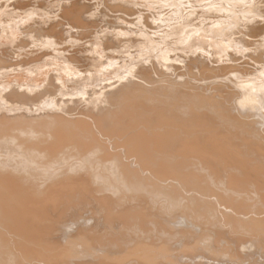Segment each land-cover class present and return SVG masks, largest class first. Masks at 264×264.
I'll list each match as a JSON object with an SVG mask.
<instances>
[{
  "label": "bare ground",
  "instance_id": "obj_1",
  "mask_svg": "<svg viewBox=\"0 0 264 264\" xmlns=\"http://www.w3.org/2000/svg\"><path fill=\"white\" fill-rule=\"evenodd\" d=\"M15 1L0 264H264V0Z\"/></svg>",
  "mask_w": 264,
  "mask_h": 264
},
{
  "label": "rangeland",
  "instance_id": "obj_2",
  "mask_svg": "<svg viewBox=\"0 0 264 264\" xmlns=\"http://www.w3.org/2000/svg\"><path fill=\"white\" fill-rule=\"evenodd\" d=\"M3 1H6V0H0V2H1V3H0V9H1V10H5V9H6V6H4L5 3L8 4V5H10V6H9L10 8L8 7L7 9H9V10L12 9L13 6H11V5L14 4V2H13L14 0H7V2H3ZM8 1H9V3H8ZM16 1H17V0H16ZM16 1H15V2H16ZM18 1H19V0H18ZM20 1H23V2H29L28 5H30V8H32V6L38 4L39 2H45V0H41V1H40V0H37V1H36V0H35L36 2H35V1L33 2V0H28V1H27V0H20ZM30 1H32L31 4H30ZM38 1H39V2H38ZM47 1H48V2H51V1H53V0H47ZM47 1H46V3H47ZM81 1H82L83 3H85L86 1H87V2L89 1L87 4H89V3L91 4V3L93 2V3H92V6H94V8L97 9V10L99 9L98 11H99L100 15L96 16V17L93 18V19H94V20L96 19V20H97V21H96L97 24H98V25L100 24L102 27H103V26L105 27L107 24H109V23L111 22V16H114V17L116 18V16H117V17H121V16H125V15H126V14H124L123 11H119V9H116V7H114V8H113V6L110 7L109 5L111 4V2L107 3V0H98V1L96 0L97 3L95 2V0H93V1H92V0H86V1H85V0H81ZM90 1H92V2H90ZM141 1H143V2H142L143 4H142L140 7L143 6L144 9H143V8H140V9H138V10H137V8L134 9L135 11H136V10L139 11V15H140L141 13H142V14L146 13V14H144V15H147V14L149 15V14H151V12H152V14H154L155 16H157V14H155V13H158V11H159V9H160L161 7H162L163 10H164V7H165V10L163 11L162 9H160V11H161L160 13H162V14H163L164 12H165L166 14L168 13L167 10H169V7H167V6L169 5V3H168V5H166L167 3H164V2H167V1H165V0H163V1H164L163 3H162V1L159 2L160 0H155V1H156L155 3H153V2H152V3H149V2L147 3L146 0H141ZM144 1H145L146 3H144ZM150 1H154V0H150ZM10 2H11V4H10ZM55 2H58V1L55 0ZM139 2H140V1H139ZM106 3H107L108 5H107ZM160 3H162L163 5L160 4ZM182 3H183V2H182ZM6 4H5V5H6ZM33 4H34V5H33ZM95 4H97V6H96ZM98 4H100V5H98ZM139 4H140V3H139ZM145 4H147V5H145ZM151 4H152V6H154V7H152ZM158 4L161 5V6H159ZM103 5L105 6V9H107V10L102 9V8H104ZM144 5H145V6H144ZM149 5H150V6H149ZM155 5H156V6H155ZM183 5H184V6H182V7H185V6H186V8H187V10H186V8H184V11H185V10L188 11V10L191 9V8L188 9V7H191L192 3H191V4H188V3L186 4V3H185V4H183ZM193 5H194V4H193ZM198 5H200V3L197 4V2H196V3H195V8H196V9L198 8V7H197ZM45 6H46V5H45ZM99 6H100V7H99ZM106 6H107V7H106ZM158 6H159V8H158ZM187 6H188V7H187ZM37 7H39V6H37ZM98 7H99V8H98ZM145 7H146V10H147L148 7H149V8L151 7L150 10H149V9L147 10V11H149L150 13H149V12H148V13L146 12ZM200 7H201V6H200ZM3 8H5V9H3ZM40 8H41V7H40ZM112 8H113V9H112ZM152 8H153V10H152ZM24 9L26 10V9H27V6L24 7ZM24 9H22V8L18 9V10H20V11L18 12V14H20L21 16L25 15V14H24V13H25V10H24ZM28 9H29V7H28ZM110 9H111V10H110ZM114 9H115V10H114ZM154 9H155V13H154ZM157 9H158V10H157ZM198 9H199V8H198ZM198 9H197V10H198ZM18 10H17V11H18ZM23 10H24V13H23ZM58 10H59V8H58V6H56V7L53 8L52 11L54 12V14L57 12V15H58ZM101 10H102V11L104 10V11L102 12ZM108 10H109V11H108ZM199 10H201V9H199ZM43 11H44V10H42L41 12H43ZM100 11H101V12H100ZM112 11H113L114 13H112ZM141 11H142V12H141ZM53 12L50 13L51 16L54 15ZM60 12H61V11L59 10V14H60ZM118 12H119V13L123 12V15H122V13H121V14H117ZM99 13H98V14H99ZM103 13H104L106 16H104ZM106 13H107V14H106ZM110 13H111V14H110ZM165 13H164V14H165ZM101 14H102V15H101ZM109 14H110L111 16H110L109 19H108V18H106V17H108ZM112 14H115V15H112ZM137 14H138V13H137ZM152 14H151V15H152ZM57 15L55 14V16H52V17H51V18H54V17H55L54 20H52V21H48V18H47V17H46L47 19L43 18L41 21L46 20V21H47L46 25H45V24H44V25H42V24H36V25H42L43 27L47 28V27H48L50 24H52V23H58V22L61 21L63 18L60 17V16L58 15L59 18L61 19V20H59L58 17H57ZM120 15H121V16H120ZM135 15H136V14H135ZM135 15H133V17H134ZM99 16H100V18H98ZM103 16L105 17V19H107V21H108V20H110V21H109V22L105 21V19L103 18ZM136 16H137V15H136ZM152 16H153V15H152ZM36 17H37V16H34L33 18H36ZM114 17H112L113 24L110 23V24H111V28L113 27V25H114L115 27H117L118 25H119V26H123L122 24H120V23H118V22H115V21H117V19H115ZM13 18H16V20H17V19L19 18V16H18V15H17V16H13ZM51 18H50V19H51ZM56 18H57V19H56ZM97 18H98L99 20H98ZM101 18L104 19V22H105V23L103 22V20H101ZM113 18H114V19H113ZM38 20H39V19H38ZM56 20H57V21H56ZM58 20H59V21H58ZM100 20H101V21H100ZM39 21H40V20H39ZM99 21H100V23H99ZM135 21H136V20H135ZM101 22H102V23H101ZM106 22H107V24H106ZM115 23H116V24H115ZM104 24H106V25H104ZM110 24H109V25H110ZM133 24H134V23H133ZM133 24H131V27H130L129 25H128V26H129L130 28H132V29L134 28V29L136 30L137 27H138V26H137L138 24H137V25L134 24V25H136V27H135V26H132ZM159 24H161V23H159ZM156 25H158V24H156ZM64 26L66 27V25H64ZM64 26H60V28H64ZM124 26H125V25H124ZM128 26H127V27H128ZM162 28H165V27H162ZM134 29H133V30H134ZM236 36H237V35H236ZM239 57H240V60L242 61V58H243V57H242L241 55H239ZM241 57H242V58H241ZM243 59L245 60V59H247V58L244 57Z\"/></svg>",
  "mask_w": 264,
  "mask_h": 264
}]
</instances>
